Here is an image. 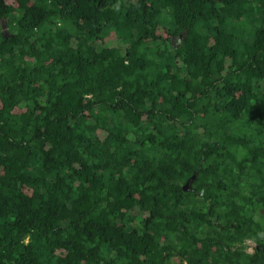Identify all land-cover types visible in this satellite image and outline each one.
Returning <instances> with one entry per match:
<instances>
[{
    "label": "trees",
    "instance_id": "trees-1",
    "mask_svg": "<svg viewBox=\"0 0 264 264\" xmlns=\"http://www.w3.org/2000/svg\"><path fill=\"white\" fill-rule=\"evenodd\" d=\"M0 264H264V0H0Z\"/></svg>",
    "mask_w": 264,
    "mask_h": 264
},
{
    "label": "rangeland",
    "instance_id": "rangeland-1",
    "mask_svg": "<svg viewBox=\"0 0 264 264\" xmlns=\"http://www.w3.org/2000/svg\"><path fill=\"white\" fill-rule=\"evenodd\" d=\"M248 244H250V243L248 242ZM250 245H252V244H250Z\"/></svg>",
    "mask_w": 264,
    "mask_h": 264
}]
</instances>
